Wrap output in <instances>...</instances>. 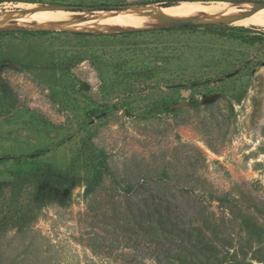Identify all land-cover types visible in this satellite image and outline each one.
I'll list each match as a JSON object with an SVG mask.
<instances>
[{"label":"rangeland","instance_id":"obj_1","mask_svg":"<svg viewBox=\"0 0 264 264\" xmlns=\"http://www.w3.org/2000/svg\"><path fill=\"white\" fill-rule=\"evenodd\" d=\"M145 1L0 0L135 22L0 27V264H264V26Z\"/></svg>","mask_w":264,"mask_h":264},{"label":"bare ground","instance_id":"obj_2","mask_svg":"<svg viewBox=\"0 0 264 264\" xmlns=\"http://www.w3.org/2000/svg\"><path fill=\"white\" fill-rule=\"evenodd\" d=\"M201 3L197 1L182 2L178 5L171 7L169 6L167 11L173 13L174 17H206V19L230 18L241 23H253L264 26V10L258 15H246L247 13L252 12H250L248 9L240 8L242 5L239 3L216 2L209 5H203ZM19 5L24 7L26 11H23L22 9L2 11L0 13V27L5 26V28H21L29 25L30 22L35 20L45 23L54 22L66 28L84 30H113L120 28H130L135 25L134 20L127 16H115L102 20H92L87 18L88 16L86 13L63 11L60 9L52 10L50 6L44 4L20 3ZM263 8L264 7H261V9ZM163 16L165 15L163 14ZM172 16H168V18H171Z\"/></svg>","mask_w":264,"mask_h":264},{"label":"trees","instance_id":"obj_3","mask_svg":"<svg viewBox=\"0 0 264 264\" xmlns=\"http://www.w3.org/2000/svg\"><path fill=\"white\" fill-rule=\"evenodd\" d=\"M182 1H203V2H210V1H244V0H146L145 3H158L159 5H171V4H177L180 3ZM112 5L110 6H106L107 8H110ZM111 8L113 9H119V5H113ZM225 24L224 22L219 23V24H214V23H208V24H203V23H199V24H193V23H188V24H184V25H174V26H169V27H160V28H144V29H136L133 30L134 32H160V31H165V30H171V31H177V30H181V29H187V28H191V27H198L201 25H204L205 27L209 26H218V25H223ZM256 27H250V29H254ZM12 30V29H9ZM8 31V30H7ZM24 32H30L27 30H21ZM4 32V31H0ZM256 37H251L250 39H255ZM248 40V39H246Z\"/></svg>","mask_w":264,"mask_h":264},{"label":"water","instance_id":"obj_4","mask_svg":"<svg viewBox=\"0 0 264 264\" xmlns=\"http://www.w3.org/2000/svg\"><path fill=\"white\" fill-rule=\"evenodd\" d=\"M159 6V5H158ZM261 7H264V3H263V5H261ZM252 10H254V9H252ZM190 21H192V20H183V21H173V22H180V24H178V25H184V24H188V23H191ZM181 22H184V23H181ZM199 22H201V21H199ZM174 26V25H173ZM155 28V27H154ZM137 29H144V28H137ZM3 30H9V29H0V31H3ZM128 30H132V29H128Z\"/></svg>","mask_w":264,"mask_h":264}]
</instances>
